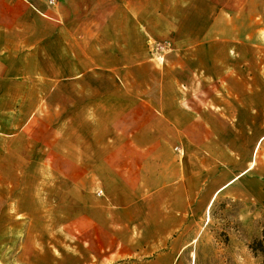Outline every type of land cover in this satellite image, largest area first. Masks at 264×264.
I'll return each mask as SVG.
<instances>
[{
  "label": "crops",
  "instance_id": "crops-1",
  "mask_svg": "<svg viewBox=\"0 0 264 264\" xmlns=\"http://www.w3.org/2000/svg\"><path fill=\"white\" fill-rule=\"evenodd\" d=\"M58 4L57 17L47 0H0V170L30 187L47 161V91H57L59 206L70 203L69 217L87 211L97 233L116 232L119 219L128 233L186 248L175 244L191 203L207 200L206 180L227 160L214 148L220 114L186 95L189 65L153 76L146 43L174 40V0ZM200 34L193 41H206ZM96 196L99 206L82 204Z\"/></svg>",
  "mask_w": 264,
  "mask_h": 264
},
{
  "label": "rangeland",
  "instance_id": "rangeland-1",
  "mask_svg": "<svg viewBox=\"0 0 264 264\" xmlns=\"http://www.w3.org/2000/svg\"><path fill=\"white\" fill-rule=\"evenodd\" d=\"M58 3L47 0L57 17ZM174 6V40L148 36L160 71L153 76L189 65L186 95L195 108L220 114L223 132L214 148L227 160L208 176L200 195L207 200L191 203L175 244L186 248L168 250L172 236L128 233L119 219L116 232L97 233L87 211L69 217L70 203L59 206L58 92L48 90L46 164L31 169L30 187L14 186V173L0 170V264H261L249 243L264 225V0H174ZM199 33L206 41L194 38ZM96 197L82 204L99 206Z\"/></svg>",
  "mask_w": 264,
  "mask_h": 264
},
{
  "label": "trees",
  "instance_id": "trees-1",
  "mask_svg": "<svg viewBox=\"0 0 264 264\" xmlns=\"http://www.w3.org/2000/svg\"><path fill=\"white\" fill-rule=\"evenodd\" d=\"M249 249L256 258L261 260V264H264V225L260 233L254 236L249 243Z\"/></svg>",
  "mask_w": 264,
  "mask_h": 264
},
{
  "label": "built area",
  "instance_id": "built-area-1",
  "mask_svg": "<svg viewBox=\"0 0 264 264\" xmlns=\"http://www.w3.org/2000/svg\"><path fill=\"white\" fill-rule=\"evenodd\" d=\"M50 3H51L52 5H55V4L57 3V0H50Z\"/></svg>",
  "mask_w": 264,
  "mask_h": 264
}]
</instances>
